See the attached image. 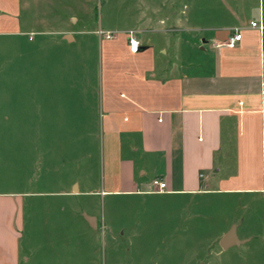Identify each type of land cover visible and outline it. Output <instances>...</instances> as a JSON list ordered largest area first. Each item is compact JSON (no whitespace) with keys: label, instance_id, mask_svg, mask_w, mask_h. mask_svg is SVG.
<instances>
[{"label":"crops","instance_id":"crops-1","mask_svg":"<svg viewBox=\"0 0 264 264\" xmlns=\"http://www.w3.org/2000/svg\"><path fill=\"white\" fill-rule=\"evenodd\" d=\"M228 1H147L130 26L49 37L23 21L37 0H0V38L27 59L0 69V264H113L101 250L139 233L125 222L138 205L152 240L172 225L173 249L196 213H217L209 196L264 213V0ZM91 34L96 52L81 43ZM233 227L243 242L224 248ZM238 227L219 253H264Z\"/></svg>","mask_w":264,"mask_h":264},{"label":"rangeland","instance_id":"rangeland-1","mask_svg":"<svg viewBox=\"0 0 264 264\" xmlns=\"http://www.w3.org/2000/svg\"><path fill=\"white\" fill-rule=\"evenodd\" d=\"M37 1L36 6H33L32 13L28 10L27 4H25L23 9L25 26L37 25L42 29L52 31L49 37H59L56 32L67 27L93 30L99 26L104 29H119L130 26L142 13L147 1L157 3L161 0ZM216 1L218 0H211L212 6H218L215 4ZM228 2L234 3L233 0H229ZM202 7L203 5L201 6V4L197 5L195 12L201 13L202 10L200 9ZM216 13L217 11L213 10V16ZM249 14L251 16L248 17L249 19L258 18L257 6ZM71 16L78 18L76 24L70 21ZM198 34H200V31H194L193 33H189V37ZM82 37L81 43L84 44V47L88 46L89 51L93 50V52H96L95 39H97V36L95 37L91 34L83 35ZM93 37L95 38L93 39ZM92 41L93 44L95 43V46L92 44ZM13 43L7 41L6 38H0V69L12 68L13 63L14 65L18 63L21 67L26 66L27 59L20 58L22 56L20 45H18L19 49H13ZM49 47L52 52H58L56 47ZM1 76L0 74V78ZM60 108L64 109V105L59 107L58 110ZM0 109L2 110L3 107ZM4 111H8L7 107H4ZM57 114L61 115L63 112L60 110ZM207 198V204L209 205L205 207L206 210L217 213H206L203 218L200 215L201 213H196L197 217L190 219V232L188 228L186 232H180V235L174 232L175 242L178 240L180 243L179 249H177V243L175 244V242L174 249L172 246V225L169 227L158 223V239L152 240V235L149 233L151 223H148V219H145L146 216H144V213H141L142 207L138 205L135 213H130L125 218V222L133 225L135 221H139L140 223L137 226L139 233L136 236L132 235L131 240L124 238V236L120 237V242L117 243L107 239L106 247L101 250L102 257H104L105 261L109 260L113 264H264V253L258 248L243 253L238 252L237 247L234 246L227 252L219 253L220 248L217 241L220 232L227 227L229 222L235 221L239 224L238 235L242 237L246 230H250L255 234L252 244L261 247L264 244V226L262 224L264 213H250L255 208L256 203H252V207L250 203V207H247L248 209H243V205L248 204V202L245 200L241 201L235 196L222 195L209 196ZM261 206L262 204L258 203L260 211L262 209ZM123 210V206L121 205L117 212L122 213ZM251 214H256L258 218L251 219ZM157 221L160 222L161 220L158 219ZM255 222L258 223L256 224ZM177 236H179V239H177ZM186 236L187 239L184 238ZM188 243L189 247L187 246Z\"/></svg>","mask_w":264,"mask_h":264},{"label":"built area","instance_id":"built-area-1","mask_svg":"<svg viewBox=\"0 0 264 264\" xmlns=\"http://www.w3.org/2000/svg\"><path fill=\"white\" fill-rule=\"evenodd\" d=\"M253 26H257L258 24L256 22H252ZM111 33H108L107 36L110 37ZM242 37V34L238 31H236V33L229 39L228 44L234 45L236 41L240 40ZM129 42H130V49L133 52H137L140 49V41L133 36V31H130V38H129ZM154 185L157 186V191L159 192H163L166 191L167 189V183L166 181H163L161 179H154L153 181Z\"/></svg>","mask_w":264,"mask_h":264},{"label":"water","instance_id":"water-1","mask_svg":"<svg viewBox=\"0 0 264 264\" xmlns=\"http://www.w3.org/2000/svg\"><path fill=\"white\" fill-rule=\"evenodd\" d=\"M88 220L91 222L93 219L88 218ZM243 241L239 240L236 235V228L233 227L222 239L221 245L225 248L233 244H238Z\"/></svg>","mask_w":264,"mask_h":264}]
</instances>
